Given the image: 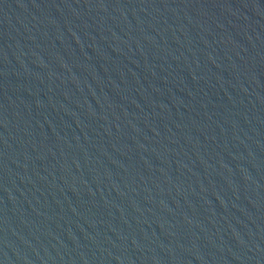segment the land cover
<instances>
[{
  "label": "water",
  "instance_id": "water-1",
  "mask_svg": "<svg viewBox=\"0 0 264 264\" xmlns=\"http://www.w3.org/2000/svg\"><path fill=\"white\" fill-rule=\"evenodd\" d=\"M0 264H264V0H0Z\"/></svg>",
  "mask_w": 264,
  "mask_h": 264
}]
</instances>
